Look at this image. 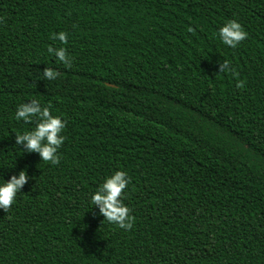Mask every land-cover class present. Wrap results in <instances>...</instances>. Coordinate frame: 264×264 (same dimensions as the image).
Returning <instances> with one entry per match:
<instances>
[{
	"label": "trees",
	"instance_id": "16d2710c",
	"mask_svg": "<svg viewBox=\"0 0 264 264\" xmlns=\"http://www.w3.org/2000/svg\"><path fill=\"white\" fill-rule=\"evenodd\" d=\"M32 100L65 123L57 164L16 144ZM21 170L0 264H264V0H0V180ZM117 170L129 229L91 204Z\"/></svg>",
	"mask_w": 264,
	"mask_h": 264
},
{
	"label": "clouds",
	"instance_id": "9594fccd",
	"mask_svg": "<svg viewBox=\"0 0 264 264\" xmlns=\"http://www.w3.org/2000/svg\"><path fill=\"white\" fill-rule=\"evenodd\" d=\"M219 38L224 45L236 47L244 40L247 33L241 24L236 20H229L219 28ZM52 39H58L61 43L67 41V35L61 31L54 33ZM48 53L54 55L65 66H71V60L66 55V50L61 48L48 47ZM220 70H228V63L220 64ZM43 75L47 79H54V69L45 68ZM33 117L37 118L35 128L23 133H17L15 140L17 145H23V150L35 152L43 161L52 164L59 163L57 150L64 141L60 135L65 128V123L59 116L50 113V106H42L37 100L18 105L15 118L30 122ZM29 177L25 170L17 175H12L7 181L0 180V209H7L13 203L16 195L28 182ZM129 183V178L124 171H114L105 177L102 184L91 195V204L99 209V214L109 223L117 224L120 228L129 229L132 227V218L129 215V208L122 202V192Z\"/></svg>",
	"mask_w": 264,
	"mask_h": 264
}]
</instances>
